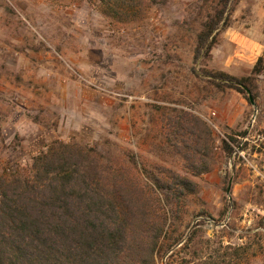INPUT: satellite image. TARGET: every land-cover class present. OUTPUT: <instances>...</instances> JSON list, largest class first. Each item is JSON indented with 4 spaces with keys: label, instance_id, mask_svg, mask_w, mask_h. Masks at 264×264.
<instances>
[{
    "label": "rangeland",
    "instance_id": "obj_1",
    "mask_svg": "<svg viewBox=\"0 0 264 264\" xmlns=\"http://www.w3.org/2000/svg\"><path fill=\"white\" fill-rule=\"evenodd\" d=\"M216 2L155 0L121 18L100 0H0V175L29 174L54 139L90 148L109 187L149 185L146 173L187 175L196 191L156 264H264V0H236L205 60L206 68L252 75L254 105L198 71L197 32ZM178 110L211 127L210 171L186 172L168 135Z\"/></svg>",
    "mask_w": 264,
    "mask_h": 264
},
{
    "label": "trees",
    "instance_id": "obj_2",
    "mask_svg": "<svg viewBox=\"0 0 264 264\" xmlns=\"http://www.w3.org/2000/svg\"><path fill=\"white\" fill-rule=\"evenodd\" d=\"M153 1L100 3L107 14L127 18ZM235 2L217 0L197 32L194 60L200 58L198 71L211 84L219 90L234 89L250 103L245 90L253 100L257 97L252 75L236 77L205 66ZM260 61L253 73L260 72ZM168 124L186 172L197 176L210 171L214 143L209 124L181 110L168 117ZM221 149L226 156L233 152L225 140ZM29 171L0 175V264H156L167 229L179 219L186 196L197 188L189 176L172 171L164 176L146 173L149 185L109 187L101 181L102 170L90 148L59 139L33 156ZM195 233L191 231L185 245ZM180 240H173L168 248ZM226 247L236 255L245 252V246Z\"/></svg>",
    "mask_w": 264,
    "mask_h": 264
},
{
    "label": "water",
    "instance_id": "obj_3",
    "mask_svg": "<svg viewBox=\"0 0 264 264\" xmlns=\"http://www.w3.org/2000/svg\"><path fill=\"white\" fill-rule=\"evenodd\" d=\"M245 91H247V94H248V97H249V101H250V103L252 104V105H254V100H253V97H252V95L250 94V91H248V89L247 90H245ZM229 190V189H228ZM228 190H227V193H228Z\"/></svg>",
    "mask_w": 264,
    "mask_h": 264
}]
</instances>
